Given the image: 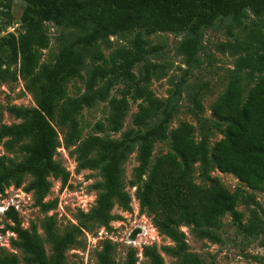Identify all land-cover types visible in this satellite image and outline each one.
Here are the masks:
<instances>
[{
    "label": "trees",
    "instance_id": "obj_1",
    "mask_svg": "<svg viewBox=\"0 0 264 264\" xmlns=\"http://www.w3.org/2000/svg\"><path fill=\"white\" fill-rule=\"evenodd\" d=\"M26 7L22 15L25 31L10 34L0 43V72L4 63H19V74L28 80V87L35 92L36 107H11L17 118L24 120L0 126V141L9 138L8 144L25 153L18 163L8 164L0 158V190L10 182L21 185L26 174L34 178L32 186L38 198L43 200L50 189V174L67 172L55 161L59 146V126L63 130L66 146L77 145V159L81 167L101 168L104 177L91 218L108 225L113 219L112 210L116 201L130 206V195L124 187L123 163L140 141L139 175L148 171L154 144L158 139L171 138L172 149L160 155L148 172L143 186L137 190L141 204L155 215L160 230L172 237L179 246L184 264H203L200 258L187 250V243L178 228L185 223L193 224L202 236H212L208 227H218L222 216L231 212L241 219L237 209L238 195L218 180L211 178L208 185L195 181L196 164L201 162L205 171L212 165L222 172L236 175L251 189L264 188V78L253 85L246 94L240 78L231 80L226 91L212 105V114L226 125L225 136L215 143L211 151L207 136L195 139V126L184 122L172 129L167 124L172 118L164 109V118L144 132L130 129L121 139L105 137V133H118L130 108V97L141 100L133 121L142 126L164 106L149 86L159 64L149 61L148 54L155 51L148 45L141 30L147 34L156 32L184 33L178 50L185 56L187 65L197 62V50L202 30L212 26L220 17L231 16L241 24L246 10L255 15H264V0H23ZM0 17H11V5L2 2ZM46 21L58 25L69 24L79 34L62 44L52 64H40V51L49 45V36L44 29ZM139 30L129 47L115 49L108 56L100 51L94 56L96 64L86 80L85 91L69 94L67 82L82 77L85 50L94 47L100 40L120 32ZM231 32V30L229 29ZM220 47L235 54L238 70L249 69L264 73V24L249 27L242 39L221 43ZM144 62L140 75L134 71ZM125 84L120 97L113 96V89ZM99 101H108L110 113L106 121L93 124V133L83 139L85 125L81 113ZM30 142L23 143V139ZM93 152H97L95 156ZM51 209L53 203H44ZM10 215L18 224L16 231L20 244L30 253L29 262L36 264H66V252L78 241L81 228L74 226L65 233L56 231L53 219L46 222L48 239L53 253L48 256L38 236L19 226L18 213ZM257 215V214H256ZM248 233L255 226H243ZM155 264H163L156 250L147 248ZM100 264H115L111 245L99 252ZM0 264H19L18 257L0 254ZM126 264H136L130 255Z\"/></svg>",
    "mask_w": 264,
    "mask_h": 264
},
{
    "label": "rangeland",
    "instance_id": "obj_2",
    "mask_svg": "<svg viewBox=\"0 0 264 264\" xmlns=\"http://www.w3.org/2000/svg\"><path fill=\"white\" fill-rule=\"evenodd\" d=\"M11 5V17H0V43L10 34L19 35L25 31L22 23L26 2L23 0H0ZM264 15H255L246 10L241 24L233 21L231 16L220 17L215 23L202 30L197 50V62L187 65L185 56L178 50L179 41L186 34L156 32L147 34L141 30L148 45L155 49L147 59L159 64L153 73L149 86L155 96L164 101L163 108L158 111L145 125L136 126L134 115L139 110L141 100L130 97V108L124 120V126L118 133H105L103 136L121 139L125 132L135 129L144 132L164 118V109L172 114L167 124L168 132L184 122L195 126V139L200 141L207 136L209 150L225 136L226 125L212 114V105L223 94L233 78H240L246 94L258 81L264 78L263 72L249 69L238 70L236 63L241 54L232 53L220 47L221 43H229L242 39L249 27L262 26ZM44 29L49 36V45L40 51V64H52L62 44L72 41L79 31L69 24L58 25L46 21ZM231 30V32L229 31ZM139 30L120 32L100 40L89 50H85V62L82 77L67 82L69 94L78 96L85 91L86 80L91 69L101 63L94 56L100 51L108 56L115 49L129 47ZM3 53L0 49V57ZM144 62L136 65L137 75L142 72ZM19 63H4L0 72V126L23 121L17 118L11 107H36L35 92L28 87V80L19 74ZM121 83L116 86L113 96H119L126 89ZM110 113L108 101H99L92 107H86L81 113L85 125L83 139L93 133V124L99 120L106 121ZM59 130V146L54 159L68 175L50 174V189L42 201L32 186L33 176L26 174L21 185L10 182L0 190V254L16 255L19 264H36L29 262L30 253L20 244L21 239L16 231V224L10 215L14 209L19 216V226L38 236L48 256L53 253L48 239L46 222L53 219L58 233H65L74 226L81 228L78 241L66 252V264H100L99 252L108 244L111 245V256L115 264H126L130 255H134L136 264H155L147 253V248L157 251L163 264H184L182 254L178 252V243L157 226L155 215L145 208L137 195L143 186L148 172L157 158L169 152L171 138L158 139L153 148L148 171L139 175L140 141L133 144V150L123 163L124 187L130 195L129 207L115 202L113 219L108 225L91 218L97 199L103 191L104 177L101 168L81 167L77 159V145L66 146L63 141V130ZM9 138L0 141V158L8 164L18 163L25 157L19 145L11 147ZM23 143L30 142L25 138ZM97 152H93L95 156ZM214 178L238 195L237 209L242 212L241 219L231 212L225 213L218 227L205 228L212 236H202L199 229L189 223L178 228L187 243V250L196 254L203 264H264V188L254 190L246 186L236 175L220 171L212 165L207 171L201 162L196 164L195 181L208 185ZM12 199L20 204V211L12 205ZM44 203H53L46 209ZM257 214V215H256ZM255 226L254 233H248L242 227ZM140 231V232H139ZM142 232V233H141ZM141 233V234H138Z\"/></svg>",
    "mask_w": 264,
    "mask_h": 264
},
{
    "label": "built area",
    "instance_id": "obj_3",
    "mask_svg": "<svg viewBox=\"0 0 264 264\" xmlns=\"http://www.w3.org/2000/svg\"><path fill=\"white\" fill-rule=\"evenodd\" d=\"M11 205L17 210V211H20V204L19 202L17 203L14 199H12V202H11ZM140 232V231H139ZM142 233V232H141ZM141 233H138V234H141Z\"/></svg>",
    "mask_w": 264,
    "mask_h": 264
}]
</instances>
